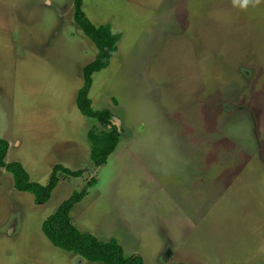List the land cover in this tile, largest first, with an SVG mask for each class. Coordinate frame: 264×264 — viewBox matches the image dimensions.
<instances>
[{
  "label": "rangeland",
  "instance_id": "1",
  "mask_svg": "<svg viewBox=\"0 0 264 264\" xmlns=\"http://www.w3.org/2000/svg\"><path fill=\"white\" fill-rule=\"evenodd\" d=\"M83 0L119 35L93 73L94 109L110 108L120 142L101 166L77 107L96 48L74 0H0V138L46 184L44 203L0 167V264H94L51 243L44 220L92 178L70 211L145 264H264V0Z\"/></svg>",
  "mask_w": 264,
  "mask_h": 264
},
{
  "label": "trees",
  "instance_id": "2",
  "mask_svg": "<svg viewBox=\"0 0 264 264\" xmlns=\"http://www.w3.org/2000/svg\"><path fill=\"white\" fill-rule=\"evenodd\" d=\"M83 0H74V18L84 34L96 48L94 58L85 64L82 69V84L77 90V107L86 116L95 118L103 127L89 130L88 138L91 142L90 160L94 166L106 163L110 154L117 148L121 132L112 119L110 108L94 109L89 89L92 84L93 73L107 67L112 55L116 52L119 35L115 34L109 24H94L83 10ZM1 103V98H0ZM10 144L8 139L0 138V167H4L12 176L13 187L18 191H27L33 194L38 203L46 202L58 182V171L71 177H78L82 170H72L64 165L56 164L48 177L46 184L32 181L26 169L19 161L5 162ZM95 182L92 178L80 190L73 191L66 199L49 214L42 224V230L52 244L73 252L94 264H145L140 254L127 255L123 246L116 238L100 239L95 234L83 231L73 222L70 211L79 202L87 191V186ZM173 264H187L178 262Z\"/></svg>",
  "mask_w": 264,
  "mask_h": 264
},
{
  "label": "clouds",
  "instance_id": "3",
  "mask_svg": "<svg viewBox=\"0 0 264 264\" xmlns=\"http://www.w3.org/2000/svg\"><path fill=\"white\" fill-rule=\"evenodd\" d=\"M234 2H237V0H234ZM250 2L251 0H242L241 7H247ZM256 3H259V0H256Z\"/></svg>",
  "mask_w": 264,
  "mask_h": 264
}]
</instances>
